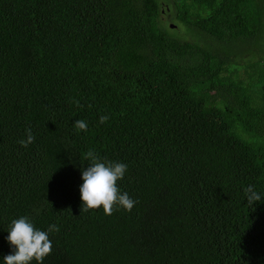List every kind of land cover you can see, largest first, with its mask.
<instances>
[{
	"label": "trees",
	"instance_id": "16d2710c",
	"mask_svg": "<svg viewBox=\"0 0 264 264\" xmlns=\"http://www.w3.org/2000/svg\"><path fill=\"white\" fill-rule=\"evenodd\" d=\"M88 150L130 212H80ZM21 216L43 264H264V0H0V264Z\"/></svg>",
	"mask_w": 264,
	"mask_h": 264
},
{
	"label": "clouds",
	"instance_id": "9594fccd",
	"mask_svg": "<svg viewBox=\"0 0 264 264\" xmlns=\"http://www.w3.org/2000/svg\"><path fill=\"white\" fill-rule=\"evenodd\" d=\"M108 120L109 116L102 115L99 123L104 124ZM73 126L81 132L88 130L87 122L84 120L77 119ZM34 141L35 136L29 128L25 130V138L20 139L18 143L26 148ZM84 159L88 161L89 166L81 172L83 183L79 187L80 212L98 208H102L105 215H112L114 211L121 208L130 212L137 201L133 200L128 193L121 192L117 183L124 178L127 165L101 159L94 150L85 152ZM244 193L250 207L262 200L261 194L255 190L253 185L245 187ZM59 230L56 224L49 225L47 230L38 229L28 216L12 220L7 242L14 252L3 257V264H32L33 261L36 264H43L45 258L52 253L49 234L59 232Z\"/></svg>",
	"mask_w": 264,
	"mask_h": 264
},
{
	"label": "rangeland",
	"instance_id": "374dc122",
	"mask_svg": "<svg viewBox=\"0 0 264 264\" xmlns=\"http://www.w3.org/2000/svg\"><path fill=\"white\" fill-rule=\"evenodd\" d=\"M170 17H171V15L164 14L163 19H164V21H167V22L169 21L170 22ZM171 23H173V22L171 21ZM183 41H188V42L196 41L198 43V47H197L196 53H200L199 50H204L206 48H213L215 50L221 51L222 48L225 47L224 45H226V44H224L222 42H219L218 40L217 41L213 40L209 36L208 37L196 36L195 38H190L189 37V38L183 39ZM243 47H244V45H243ZM245 53H246V51L242 52L241 55H244ZM187 57L190 58V55H187ZM249 58H250V55L243 56V60H241L240 63H243L245 61L248 63V59ZM243 75L245 76V74H243Z\"/></svg>",
	"mask_w": 264,
	"mask_h": 264
},
{
	"label": "water",
	"instance_id": "95a60500",
	"mask_svg": "<svg viewBox=\"0 0 264 264\" xmlns=\"http://www.w3.org/2000/svg\"><path fill=\"white\" fill-rule=\"evenodd\" d=\"M170 26H173V24H170Z\"/></svg>",
	"mask_w": 264,
	"mask_h": 264
}]
</instances>
